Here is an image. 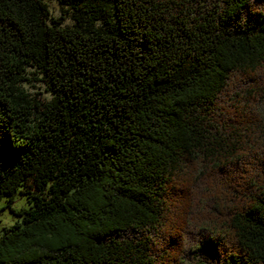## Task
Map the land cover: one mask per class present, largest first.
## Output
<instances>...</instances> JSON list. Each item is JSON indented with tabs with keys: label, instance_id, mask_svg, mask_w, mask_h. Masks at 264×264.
Wrapping results in <instances>:
<instances>
[{
	"label": "trees",
	"instance_id": "16d2710c",
	"mask_svg": "<svg viewBox=\"0 0 264 264\" xmlns=\"http://www.w3.org/2000/svg\"><path fill=\"white\" fill-rule=\"evenodd\" d=\"M51 1L0 0V264H264V0Z\"/></svg>",
	"mask_w": 264,
	"mask_h": 264
},
{
	"label": "rangeland",
	"instance_id": "374dc122",
	"mask_svg": "<svg viewBox=\"0 0 264 264\" xmlns=\"http://www.w3.org/2000/svg\"><path fill=\"white\" fill-rule=\"evenodd\" d=\"M48 4L49 11L52 17H63V26L72 27L74 25V19L72 13L66 7H60L55 1L45 0ZM30 70L28 69V72ZM30 78L29 83H23L22 87L28 93L30 98L35 101L45 103L49 100L50 94L47 91L45 84L39 81L38 76L27 74ZM36 77V78H35ZM0 231L5 227H9L12 224L19 222L21 217L14 214L9 210L8 197L6 195H0ZM30 205L29 198L19 192H17L13 198V202L9 205L13 211L19 212L22 209H27Z\"/></svg>",
	"mask_w": 264,
	"mask_h": 264
},
{
	"label": "snow or ice",
	"instance_id": "6c2138e0",
	"mask_svg": "<svg viewBox=\"0 0 264 264\" xmlns=\"http://www.w3.org/2000/svg\"><path fill=\"white\" fill-rule=\"evenodd\" d=\"M262 73H264V66H262L261 70ZM0 207H3L2 205H0Z\"/></svg>",
	"mask_w": 264,
	"mask_h": 264
}]
</instances>
